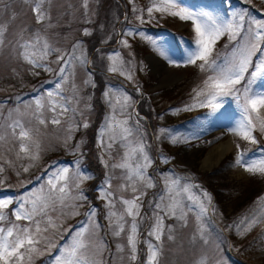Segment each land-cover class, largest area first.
<instances>
[{
    "label": "rangeland",
    "instance_id": "rangeland-1",
    "mask_svg": "<svg viewBox=\"0 0 264 264\" xmlns=\"http://www.w3.org/2000/svg\"><path fill=\"white\" fill-rule=\"evenodd\" d=\"M257 136L264 0H0V264H264Z\"/></svg>",
    "mask_w": 264,
    "mask_h": 264
},
{
    "label": "trees",
    "instance_id": "trees-1",
    "mask_svg": "<svg viewBox=\"0 0 264 264\" xmlns=\"http://www.w3.org/2000/svg\"><path fill=\"white\" fill-rule=\"evenodd\" d=\"M120 1H123V0H120ZM229 1L232 2L233 0H229ZM234 1H235V0H234ZM104 2L107 3L108 0H104ZM117 11H119V10H117ZM185 29H187V28L185 27ZM185 29L183 28V30H185ZM93 45H94V44H91V42L87 41V42L83 45L85 52H86V53L89 52V51L94 47ZM144 82H145V81H144ZM100 86H101V80H100V82H99V84H98L97 89H98ZM91 91H92V93H94V88H92ZM143 101L145 102L146 100L143 99ZM146 102H147V101H146ZM142 103H143V102H142ZM151 105L156 106V104H151ZM154 106H153L152 108H149V109L147 110V112L145 113L146 116H148V117H150V118H152V119H155V117H156L155 114H156V113H157V117H159V116L163 115V114L168 110V108H169V107L165 106L163 109H160V108H158L157 106H156V107H154ZM95 113H96V115H95V117H94V121L96 122V125H97L98 122H99V120H100V117H101V108L99 107V108L95 109ZM93 129H94V128H93V124H92V122H90V123L88 124V126L85 128V131H86V132L80 134V135H83V136L85 137V142H86V143H84L83 146L81 147V148H82V149H81V152H83V151L85 150V148L91 146ZM78 134H79V133L76 132V135H78ZM258 137H259V136H257V140H258ZM254 145H255V146L251 149V152L255 149L256 146H259V147H261V148L264 149V141H263V140H258V141H256V143H254ZM85 162H87V161H85ZM99 174L101 175L102 172L99 171ZM255 178H257V179H256L257 181H260V182H261V183L258 182V184L260 183V184L258 185V187H257V189H258V188L261 187L262 182L264 181V177H260L259 174H258V176L255 177ZM92 186H93V185H92V182H90L89 184L86 185V188H85V191H86L87 195L90 196V199L93 198L92 193H91V191H90V188H91Z\"/></svg>",
    "mask_w": 264,
    "mask_h": 264
},
{
    "label": "bare ground",
    "instance_id": "bare-ground-1",
    "mask_svg": "<svg viewBox=\"0 0 264 264\" xmlns=\"http://www.w3.org/2000/svg\"><path fill=\"white\" fill-rule=\"evenodd\" d=\"M169 74L166 73L162 78L167 79ZM229 148V140L220 142L214 145L211 149L208 150L207 153L204 154V157L201 158L203 165H211L216 162L224 152Z\"/></svg>",
    "mask_w": 264,
    "mask_h": 264
}]
</instances>
